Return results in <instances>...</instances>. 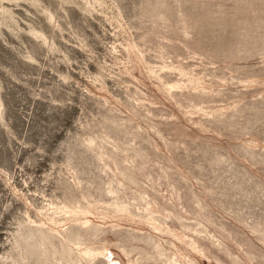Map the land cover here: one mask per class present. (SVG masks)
Returning a JSON list of instances; mask_svg holds the SVG:
<instances>
[{
  "label": "rangeland",
  "instance_id": "374dc122",
  "mask_svg": "<svg viewBox=\"0 0 264 264\" xmlns=\"http://www.w3.org/2000/svg\"><path fill=\"white\" fill-rule=\"evenodd\" d=\"M264 264V0H0V264Z\"/></svg>",
  "mask_w": 264,
  "mask_h": 264
},
{
  "label": "bare ground",
  "instance_id": "6f19581e",
  "mask_svg": "<svg viewBox=\"0 0 264 264\" xmlns=\"http://www.w3.org/2000/svg\"><path fill=\"white\" fill-rule=\"evenodd\" d=\"M115 262H116V261H115ZM116 263H118V264H119L120 262H118V261H117Z\"/></svg>",
  "mask_w": 264,
  "mask_h": 264
}]
</instances>
